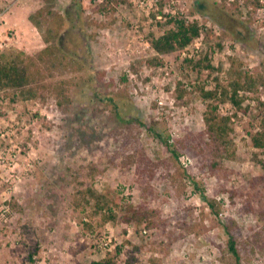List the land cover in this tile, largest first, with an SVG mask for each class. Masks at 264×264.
<instances>
[{
  "label": "rangeland",
  "instance_id": "obj_1",
  "mask_svg": "<svg viewBox=\"0 0 264 264\" xmlns=\"http://www.w3.org/2000/svg\"><path fill=\"white\" fill-rule=\"evenodd\" d=\"M197 1L0 0V50L14 47L31 57L46 46L29 16L41 9L45 16L47 10L65 15L69 7L74 14L62 29L73 60L43 67L41 79L70 80L72 104L62 109L55 98L13 102L0 94V264H26L36 245L37 264L90 263L120 246V264L134 249L137 264H236L228 250V224L242 264H264V239L252 243L260 229L257 213L264 209V154L250 142L261 114L257 104L248 100L250 114L233 117L237 157L216 173L208 167L210 158L197 151L181 149L173 160L149 130L155 126L173 143L203 132L208 103L197 87L227 84L234 56L264 75V0H210L217 5L212 15L198 12ZM169 15L198 21L202 34L187 49L165 56L161 66H150L157 56L151 36L173 28ZM239 27L248 28V42L237 38ZM205 56L215 70L185 63ZM179 82L187 92L183 100ZM261 96L264 101V89ZM114 103L127 107L122 121ZM218 110L222 116L236 113L229 103ZM138 144L158 165H150L154 174H139L121 155L115 159ZM91 165L104 169L94 182L99 191L158 211L157 226L119 221L85 231L73 199ZM204 195L216 202L219 217Z\"/></svg>",
  "mask_w": 264,
  "mask_h": 264
},
{
  "label": "trees",
  "instance_id": "obj_2",
  "mask_svg": "<svg viewBox=\"0 0 264 264\" xmlns=\"http://www.w3.org/2000/svg\"><path fill=\"white\" fill-rule=\"evenodd\" d=\"M216 7V3L210 0H198L196 5L198 12L211 15ZM72 10V7L67 8L65 15L47 10L48 16H45L44 9H41L29 16L30 22L41 35L46 47L35 57L28 56L24 51L14 47L0 50V94L4 93L13 102L19 100H43L45 102L55 98L57 105L62 109L72 104L71 87L73 83L70 80H61V82L54 84L41 83L43 67L56 69L63 63L64 59L69 60L72 58L68 55L66 34L62 35V29L66 24L65 21L74 16ZM168 18H170L168 24L173 25V28L159 37L151 36L150 44L157 56L148 60L147 63L150 66H161L165 56L187 49L202 34L203 28L198 21L191 22L172 15H169ZM240 27L236 30L237 38L248 42V28ZM185 63L199 70H215L208 56L197 62L185 60ZM228 78L227 84H222L218 81L214 90H207L202 85L197 87L201 98L208 103L204 113L205 130L197 134V136H188L173 143L170 137H165L157 132L155 126H149V130L167 148L173 160L178 161L180 159L181 149H188L189 152L197 151L202 156H208L210 158L208 167L213 173L224 171L223 162L225 160L234 161L237 157L233 117L238 118V113L250 114L251 104L247 103L248 100L256 103L257 108L261 111L256 120L258 124L257 130L251 135L250 142L255 149L260 150L264 154V101L261 96V91L264 89V75L254 74L248 69L242 59L234 56L230 58ZM177 93L179 100H183L187 95L181 82L178 83ZM220 103L231 104L236 109V113L233 116H222L218 110ZM114 105L116 109L115 116L122 121L125 118L122 109L125 111L127 107L125 104V107H121L119 103H114ZM126 121L130 122L129 119ZM139 123L143 127H148L143 122L139 121ZM131 150L132 152L122 150L120 154L115 156V159L119 155L123 156L124 162L136 167L141 175H145L147 172H155L154 168L150 167L152 162L148 159L140 144H138V148L133 145ZM111 160L114 163L115 160ZM153 165L158 166L156 163ZM103 172L104 169L99 166L91 165L88 167L86 175L88 181L82 188H78L74 195L73 208L81 216V225L84 230H101L108 224H114L119 221L136 227L145 225L148 229L157 226V221L160 219L158 211L142 206L136 207L118 193L99 191L95 187L94 182L97 175ZM153 174H151V178ZM192 184L196 190L200 189L199 184L194 182V180ZM203 198L212 214L219 217L220 211L216 202L205 195ZM257 216L260 229L253 237L254 241L252 240V243H259L264 239V209L260 210ZM224 229L229 238L227 243L229 253L234 257L236 264H242L238 239L233 232L232 226L228 224L224 226ZM122 253L123 246H120L114 252H108L100 260L78 264H120ZM40 254L41 247L39 245L30 248L25 260L26 264H37L40 260ZM124 264H137L135 249Z\"/></svg>",
  "mask_w": 264,
  "mask_h": 264
}]
</instances>
